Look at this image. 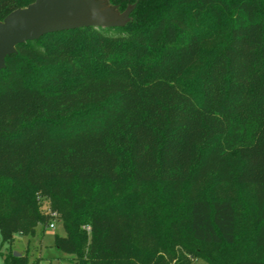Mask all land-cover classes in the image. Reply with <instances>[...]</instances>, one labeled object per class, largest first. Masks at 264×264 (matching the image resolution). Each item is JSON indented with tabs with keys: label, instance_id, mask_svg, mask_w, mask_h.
I'll return each mask as SVG.
<instances>
[{
	"label": "trees",
	"instance_id": "16d2710c",
	"mask_svg": "<svg viewBox=\"0 0 264 264\" xmlns=\"http://www.w3.org/2000/svg\"><path fill=\"white\" fill-rule=\"evenodd\" d=\"M32 1L0 0V19ZM108 1L136 2L123 26L46 33L5 57L2 244L43 235L55 213L52 246L74 264H171L185 243L221 247L208 264H264V0ZM208 178L250 187L246 241L235 198L193 191Z\"/></svg>",
	"mask_w": 264,
	"mask_h": 264
},
{
	"label": "water",
	"instance_id": "95a60500",
	"mask_svg": "<svg viewBox=\"0 0 264 264\" xmlns=\"http://www.w3.org/2000/svg\"><path fill=\"white\" fill-rule=\"evenodd\" d=\"M136 2L123 11L108 0H33L0 19V69L16 45L46 33L79 27H120L129 19ZM17 256L19 253L13 252Z\"/></svg>",
	"mask_w": 264,
	"mask_h": 264
},
{
	"label": "rangeland",
	"instance_id": "374dc122",
	"mask_svg": "<svg viewBox=\"0 0 264 264\" xmlns=\"http://www.w3.org/2000/svg\"><path fill=\"white\" fill-rule=\"evenodd\" d=\"M202 58H205L202 56ZM194 68L192 71H196ZM193 191L196 193L206 196V197H232L235 198L240 205L241 210L237 214V234L240 238L245 240L247 236L243 234V224L249 227L251 211H252V192L249 186L232 184L229 186L222 187L214 182L212 178H208L204 182L197 185ZM41 210L48 213L49 206L47 200L43 198ZM53 223V229L48 226L43 232L40 231L39 225L36 227L35 235L33 236H23L18 233H14L11 242H5L2 244V239L0 236V264H5L3 261V256L1 253L17 252L23 255V259L26 261L25 264H74L70 255H66L61 251L56 250L52 246L53 235L55 233L63 235V229L61 227V221L59 220L57 214L52 215V219L49 223ZM48 223V224H49ZM246 241V240H245ZM188 246L192 250L189 251L185 249ZM183 246H175L176 256L171 259V264L177 261L178 254L185 255L190 264H208V261L212 258V255L220 253L223 250L221 247L216 249H211L210 247L201 245H187L185 243ZM198 249V253L195 252Z\"/></svg>",
	"mask_w": 264,
	"mask_h": 264
},
{
	"label": "built area",
	"instance_id": "2783aa9c",
	"mask_svg": "<svg viewBox=\"0 0 264 264\" xmlns=\"http://www.w3.org/2000/svg\"><path fill=\"white\" fill-rule=\"evenodd\" d=\"M51 215H53V216H54V215H55V213H51ZM48 227H49V228H51V229H53V223H51V222H50V223L48 224Z\"/></svg>",
	"mask_w": 264,
	"mask_h": 264
}]
</instances>
